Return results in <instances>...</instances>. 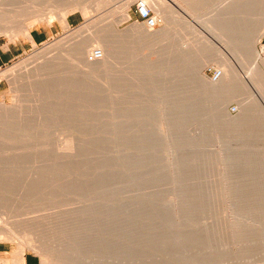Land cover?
<instances>
[{
	"label": "rangeland",
	"instance_id": "374dc122",
	"mask_svg": "<svg viewBox=\"0 0 264 264\" xmlns=\"http://www.w3.org/2000/svg\"><path fill=\"white\" fill-rule=\"evenodd\" d=\"M23 1L16 10L21 18L0 16V45L18 52L0 69V105L6 108L0 115L11 111L0 117V241L34 251L42 264H264V86L252 78L261 68L257 79L264 85V7L249 0L244 10L237 8L238 17L223 16L221 23L213 15L222 0L193 2L201 38L212 41L219 55L186 30L173 29L167 40L140 41L130 25L144 26L136 13L142 0L131 1L127 21V0L102 7L100 0ZM63 6L67 20L81 16L68 30L58 15ZM39 10L42 19L30 34L43 31L47 38L33 43L22 15ZM96 24L114 27L116 59L109 71L87 76L59 47L76 33L99 34ZM159 24L155 31L164 26ZM92 45L86 59L100 49ZM205 54L211 57L205 60ZM223 59L234 65L235 88L243 91L234 88L241 95L234 92L227 102L205 90ZM50 60L57 65L45 72ZM38 66L49 74L29 84L26 77L37 75ZM254 101L252 119L240 127L221 116L237 117ZM189 197L200 209L188 206ZM5 227L34 231L51 256ZM104 234L110 250L96 254ZM200 237L202 245L196 243Z\"/></svg>",
	"mask_w": 264,
	"mask_h": 264
},
{
	"label": "bare ground",
	"instance_id": "6f19581e",
	"mask_svg": "<svg viewBox=\"0 0 264 264\" xmlns=\"http://www.w3.org/2000/svg\"><path fill=\"white\" fill-rule=\"evenodd\" d=\"M26 1H28V0H26ZM84 1V0H83ZM98 1V0H97ZM104 1V0H103ZM103 1H101L100 0V4H99V6L101 5V4H103V5H107L106 3H110L108 0L105 2L104 1V3H102ZM111 1V0H110ZM131 1H133V0H127V1H125V3L123 4V10H124V19H125V21H127L128 19H130L131 18ZM194 1H196V0H142V1H140V2H143L150 10H153L155 13H156V17L153 15V17H154V19L159 23L160 22V24L159 25H161L162 23L164 24V26L162 27V29L160 28V30L158 29V31H155L157 28H151V27H149V26H147L145 23H144V26L146 27H144V26H141V25H139V23H137V21H135V22H133V23H131V25H130V27H131V31L133 32V35L134 36H137V38L140 40V41H144V40H152V41H154V42H156V41H158V40H162V38L164 39L165 38V40H167V38H168V36H169V34H171L172 33V30L174 29V30H186L187 32H192L195 36H196V42L197 41H199V40H201L202 38V36H201V32H199V28H201V17L199 16V17H195V15L191 12V10L193 11V9H195L196 10V8H194L195 7V5L193 6V2ZM198 1V0H197ZM203 0H201V4H203V2H202ZM205 1V0H204ZM213 1V0H212ZM215 1V0H214ZM217 1V0H216ZM252 1H254V0H251V2H250V4L252 3ZM199 2V1H198ZM208 2V1H207ZM222 2H223V5L221 4V6L220 7H218V6H216V8L218 7V9H216V11L217 12H215V14L213 15V19L214 20H217V21H221V19H223V20H225L224 18H223V16H226V15H233L235 18L236 17H238L239 15H238V9L239 8H241V10H244L245 8H242V7H244V6H246L247 7V5H248V3H249V0H225V2L222 0ZM258 5H259V8H260V6L261 7H264V0H256L255 1ZM21 3H24V1L23 0H0V16L1 17H3L2 15H4L5 13H9V12H11V13H14V14H18V12H20L21 13V11L20 10H18V11H16L17 10V8L19 9V8H21ZM221 3V2H220ZM254 3V2H253ZM21 4V5H20ZM29 4V3H28ZM77 4L78 3H76L75 5L77 6ZM84 4V3H83ZM98 4V3H97ZM195 4V3H194ZM198 4V3H197ZM196 4V6H198ZM205 4V3H204ZM212 4V3H211ZM255 4V3H254ZM62 5V4H61ZM103 5H101V7L103 6ZM206 5V4H205ZM9 6L11 7V8H9ZM26 6H29V5H27L26 4ZM69 8L70 7H72L71 5H69L68 6ZM199 7H202V6H199ZM16 8V9H15ZM238 8V9H237ZM249 8V7H248ZM247 8V9H248ZM32 9V8H31ZM61 9V8H60ZM191 9V10H190ZM246 9V10H247ZM27 10V9H26ZM33 10V9H32ZM35 10V9H34ZM58 10V9H57ZM240 10V9H239ZM249 10V9H248ZM36 11H38V10H36ZM41 11H43V10H41ZM40 10H39V12H35V13H30L29 15H24V16H29L28 18H26V17H24L23 15H22V17L23 18H25V19H23V20H25L24 22V24H23V27H22V29H23V31H24V33H25V35L27 36V37H29V38H32V36H31V34H30V30H31V28L37 23V22H39L42 18V14L41 13H44V12H41ZM54 11V10H53ZM59 11V10H58ZM61 12H59L58 13V15H59V17H60V19L64 22V24L66 25V29L68 30V29H70V24L68 23V21H67V16H68V9L66 8V7H64L63 6V8L60 10ZM24 11H22V13H23ZM30 12H34V11H31L30 10ZM57 12V11H56ZM198 12V11H197ZM2 13H4V14H2ZM10 13V14H11ZM19 13V14H20ZM246 13V12H245ZM244 13V14H245ZM2 14V15H1ZM10 14H8V15H10ZM18 14V15H19ZM243 14V13H242ZM8 15H5V16H7L8 17ZM86 15H87V13H86ZM238 15V16H237ZM4 16V17H5ZM44 16V15H43ZM6 17V18H7ZM10 17V16H9ZM9 17L7 18L8 19V21H9ZM14 17H16L15 15H14ZM19 17H20V15H19ZM228 16H226L225 18H227ZM230 17H232V16H230ZM6 18H5V20H6ZM11 20H12V22H13V20L15 21V19H13V17L11 16ZM21 18V17H20ZM41 18V19H40ZM159 18H161V21H160V19ZM33 19H35V20H33ZM127 19V20H126ZM228 19V18H227ZM226 19V20H227ZM231 19H233V18H231ZM230 19V20H231ZM241 19V18H240ZM3 20V18H1V21ZM5 20H4V22H5ZM17 20H19V19H17ZM31 20H33V22H31ZM188 20H190L191 21V23L188 21ZM223 20L221 21V23H223ZM211 21V20H210ZM209 21V23H213V21H211L210 22ZM3 22V23H4ZM7 22V21H6ZM6 22H5V24H6ZM162 22V23H161ZM228 22V21H227ZM233 22H234V20H233ZM231 23L229 26H228V28H229V30H231L232 28V26L234 25V23ZM7 23H9V22H7ZM17 24L19 23V22H16ZM176 23H178L179 25L181 24V26H179V27H175L174 25L176 24ZM192 23H194V24H192ZM219 23V22H218ZM94 24V23H93ZM98 24V23H97ZM95 25L96 27H98V25ZM162 24V25H163ZM214 25V24H213ZM209 26V25H208ZM3 26H1V29H0V34L4 31V27L2 28ZM100 27V26H99ZM98 27V28H99ZM112 25L111 24H109V25H106V26H104V27H100V33L99 34H97V32H95V33H93V35H88V36H82L81 37V33H80V35H79V33H76L77 34V36H75L74 34V37H72V38H69L68 40H65L64 42H63V44L61 45V47H59V48H66L67 50H65L64 51V49H63V51H64V55H65V53H67V55L66 56H64V59H66L67 61H69L75 68H77L78 70H80L84 75H87V76H91V75H96L97 73H99L100 71H109V69L112 67V65L114 64V61H113V59L115 58L114 57V53L112 52V50L114 49H112V40H111V34H110V32H111V30H112ZM160 27V26H159ZM210 27V26H209ZM97 28V30H99ZM114 28V27H113ZM205 28V27H204ZM13 29V28H12ZM93 29H94V27H93ZM93 29H91V30H93ZM96 29V28H95ZM6 30V29H5ZM87 30H88V28H87ZM154 30V31H153ZM173 30V31H174ZM211 30V29H210ZM7 31V30H6ZM15 31V30H14ZM13 31V32H14ZM80 31H81V29H80ZM8 32V31H7ZM225 32H227V31H225ZM4 33V32H3ZM2 33V34H3ZM9 33V32H8ZM236 33V32H235ZM84 34V33H83ZM232 34V33H231ZM7 35V34H6ZM16 35V34H15ZM248 36V35H247ZM246 36V37H247ZM207 38V37H206ZM248 38V37H247ZM247 38H246V40H247ZM211 39V38H210ZM244 39V38H243ZM203 41V45H202V48H204L205 50H210V52H211V50H216V48H215V45H214V43H212V41H210V40H208V39H202ZM249 40V39H248ZM223 41H225V42H229V41H226V40H223ZM136 42V41H135ZM138 42V41H137ZM93 43H96V44H98V46L100 47V50H101V52H102V57L99 59V60H94V61H91V60H89V59H86L87 58V52L89 51V47L90 46H93L92 44ZM244 43V42H243ZM69 45L68 46V48H67V46L66 45ZM227 43H225V45H226ZM231 43H229V45H230ZM246 44H247V42H246ZM248 44H249V42H248ZM66 46V47H65ZM226 46H228V45H226ZM247 47H245V48H248V46L249 45H246ZM256 46V45H255ZM187 48V47H186ZM183 49V48H182ZM185 50V49H184ZM187 50V49H186ZM247 50V49H246ZM217 52V54H219L220 55V51L219 50H216ZM251 50L249 49V52H250ZM244 52V51H243ZM248 52V53H249ZM63 53V52H62ZM187 53V52H186ZM206 53H208V52H206ZM213 53V52H212ZM212 53H210L211 55H212ZM240 53L242 54V52L240 51ZM246 53V52H245ZM244 53V54H245ZM183 54V53H182ZM243 54V55H244ZM251 54V53H250ZM254 54L256 55V60H258L259 59V56H258V53H257V51H256V48L254 47ZM63 55V54H62ZM184 55V54H183ZM203 55V54H202ZM202 55H200L201 56V58H202ZM206 55H209V54H205V60H207V58H206ZM211 55H209L210 57H211ZM252 55V54H251ZM61 56V55H60ZM212 56H216V58L218 57V58H220L218 55H215V52H214V55H212ZM222 56V55H221ZM245 56V55H244ZM247 56H248V54H247ZM246 56V57H247ZM114 57V58H113ZM223 57V56H222ZM52 58V57H51ZM56 58V57H55ZM54 58V59H55ZM181 58H186V57H183V56H181ZM200 58V57H199ZM200 58V59H201ZM217 58V59H218ZM249 58V57H248ZM248 58L247 59H245V60H247L246 61V63L247 62H249L248 61ZM116 59V58H115ZM198 60V62L196 61V67H199V66H201V63H202V60ZM204 60V61H205ZM219 60V59H218ZM222 60V59H221ZM220 60V61H221ZM223 60H226V61H223V62H221V67H222V71H219V75L215 78V82H213V81H211V82H209V83H205V90H206V92L207 93H210V94H213L214 96H218L219 98H220V100H222L223 102H227V101H229V100H231L232 99V97L233 96H235L234 95V92L237 94V92L236 91H234V88L235 87H237L238 86V83H239V79H238V75H237V72L235 71V67H233L234 65H232V63L231 62H229V61H227V59H223ZM256 60L254 61V62H256ZM204 61H203V63H204ZM48 62V64L44 67V68H42V67H40V69H39V66L36 68V72H37V75H31L30 74V76H28V77H26V81H28V83L30 84H32V82H31V79L32 78H38V77H45V76H47L48 74H49V72L48 73H45V72H47L48 70H50V69H53V68H55L56 67V63L55 62H53L52 60H50V61H47ZM61 62H63V61H61ZM58 63V62H57ZM59 64V63H58ZM63 64H64V62H63ZM62 64V65H63ZM250 64V63H249ZM249 64H247V65H249ZM257 64V63H256ZM40 65H42V64H40ZM45 65V64H44ZM264 65V64H263ZM46 67H48L46 70H45V68ZM195 67V66H194ZM258 67H259V65H258ZM257 67V68H258ZM45 71L43 74L41 73V71H42V69ZM260 68V67H259ZM41 70V71H40ZM258 70V69H257ZM260 71H261V68H260ZM260 71H256L255 70V72L252 74L253 76H252V78H253V80L256 82V84H257V86L260 88V89H263V83L262 82H260L257 78H260L259 77V73L261 74V72ZM35 72V73H36ZM51 72V71H50ZM102 73V72H101ZM51 74V73H50ZM37 81V80H36ZM22 82V81H21ZM58 82V81H57ZM22 84V83H21ZM59 84V83H58ZM54 85H55V82H54ZM56 85H57V83H56ZM55 85V87H57ZM60 85V84H59ZM53 86V85H52ZM27 87V86H26ZM19 88V87H18ZM54 88V87H53ZM20 89V88H19ZM55 89H57V88H55ZM238 88H235V90H237ZM50 91H53V90H50ZM238 91L240 92V93H242L241 92V90H239L238 89ZM264 91V90H263ZM44 93V92H43ZM243 94V93H242ZM241 94H237V96H240ZM24 96V95H23ZM43 96V95H42ZM21 97V96H20ZM236 97V96H235ZM234 97V98H235ZM255 102L256 101H254V103H252V105H251V103H250V105L248 104V105H244V106H242V109H241V111L239 112V114H238V116L237 117H230V116H228V114H226L225 112H221L222 113V117L223 118H226L227 117V119L225 120V122L227 123V124H232V125H238L239 127H240V125H241V123H246L248 120H249V118L250 117H253V116H250V115H252L253 113H255V110H253V108H257V106L255 107H252L253 106V104L255 105ZM257 103V102H256ZM256 105H258V104H256ZM219 107V106H218ZM252 107V108H251ZM258 107H260V106H258ZM261 108V110H262V107H260ZM14 109H15V107H14ZM37 109V108H36ZM3 110H6V108H5V106L3 105V104H1L0 105V111H3ZM222 110H224V109H222ZM251 110H253V111H251ZM257 110H259V109H257ZM256 110V111H257ZM15 111V110H14ZM31 111V110H30ZM34 112H36L35 110H33ZM6 112H8V111H6ZM11 112V111H10ZM9 112V114L11 115V113ZM253 112V113H252ZM259 112V111H258ZM5 112H3V114H1L0 115V117L1 116H5L6 114H4ZM18 113V112H17ZM260 113V112H259ZM9 114H7L8 116H9ZM263 114V113H262ZM7 116V117H8ZM12 117V116H11ZM10 117V118H11ZM3 118V117H2ZM6 119V118H5ZM250 119H252V118H250ZM9 120V119H8ZM26 120V119H25ZM24 121V120H23ZM9 122V121H8ZM26 123H28V122H26ZM25 123V126L27 125ZM31 126V125H30ZM21 128V127H20ZM70 146H72L71 144H70ZM69 146V147H70ZM68 147V148H69ZM142 168V167H141ZM141 168H139V169H141ZM245 168H251V169H255V166H253V165H248V166H246ZM142 169H144V167L142 168ZM2 180V179H1ZM2 183V182H1ZM14 184V183H13ZM8 190V192L10 191L9 190V188H7ZM2 190V189H1ZM5 190V189H4ZM5 192V191H4ZM11 192V191H10ZM13 192H15V191H13ZM23 192V191H22ZM18 193H21V192H19L18 191ZM25 193V192H24ZM9 194V193H8ZM6 196V195H5ZM186 200H188V201H192V199L189 197L188 199H186ZM4 201V200H3ZM193 204H194V202L192 201V202H190L189 204H188V206H190V207H192V208H194V209H200L199 208V206H197V208L196 207H194L193 206ZM204 205V204H203ZM201 206V205H200ZM185 210V209H184ZM100 215V214H99ZM106 216L105 215H101L100 216V221L101 222H103V220H104V218H105ZM103 219V220H102ZM173 221H174V223H176V219L174 220L173 219ZM10 223V222H9ZM3 224V223H2ZM13 224V223H12ZM17 224V223H16ZM20 224V223H19ZM24 224V223H23ZM26 224H28V223H26ZM7 225V224H6ZM10 225V224H9ZM9 225H7V226H9ZM14 225V224H13ZM20 225H22V224H20ZM29 225V224H28ZM102 225H103V223H102ZM105 225H107L106 223H105ZM181 226H184V225H187V226H190V228L191 227H193L191 224H188V223H186L184 220H181V224H180ZM23 226V225H22ZM31 227V226H30ZM6 228V227H5ZM11 228V227H10ZM17 228V227H16ZM7 229V228H6ZM26 229V228H25ZM25 229L24 228H22V230H24V231H14V232H12V231H10L9 229H7L9 232H10V234H11V236L12 237H16V238H20V239H22L27 245H31V246H33V247H36V248H38V249H42L43 251L44 250H46V252H44L45 253V255H48V256H51L50 255V250L46 247V246H44L43 244H42V242H46V241H42L41 239H40V235H38V234H35V233H33V232H31V231H25ZM21 230V229H20ZM107 231V230H106ZM7 232V231H6ZM189 235H190V233H186L185 235H184V237H183V239H182V241L184 242V241H186V240H188V238H189ZM17 236H19V237H17ZM208 236V237H207ZM207 236H205L203 239L204 240H208L209 239V235H207ZM7 237V236H6ZM106 237V235L104 234V239L102 238L101 239V244H98L97 246H95V248H94V250H95V253L97 254V253H99V252H105V253H108V251L110 250V246H109V244H108V239H106L105 238ZM47 243H49L48 241H47ZM111 243V242H110ZM196 243L197 244H199V245H202V237H200V238H198V239H196ZM24 245V244H23ZM50 247V246H49ZM109 253H111V252H109ZM53 256V255H52ZM66 264V263H65Z\"/></svg>",
	"mask_w": 264,
	"mask_h": 264
},
{
	"label": "crops",
	"instance_id": "0c3cea01",
	"mask_svg": "<svg viewBox=\"0 0 264 264\" xmlns=\"http://www.w3.org/2000/svg\"><path fill=\"white\" fill-rule=\"evenodd\" d=\"M72 18V19H71ZM67 21L70 25L78 24L81 16L75 15ZM33 43H40L47 35L43 31H38L31 35ZM18 55L13 46L2 47L0 45V69L11 62ZM0 264H42L40 256L32 250L22 251L17 243L0 241Z\"/></svg>",
	"mask_w": 264,
	"mask_h": 264
},
{
	"label": "built area",
	"instance_id": "2783aa9c",
	"mask_svg": "<svg viewBox=\"0 0 264 264\" xmlns=\"http://www.w3.org/2000/svg\"><path fill=\"white\" fill-rule=\"evenodd\" d=\"M136 13L138 18H140L147 26L155 28L158 25V22L154 19L151 10L143 3L138 1L136 4ZM102 57V52L100 49H93L89 55L88 59L91 61L99 60ZM219 75V70L214 72L212 78H216ZM233 111H235L233 109Z\"/></svg>",
	"mask_w": 264,
	"mask_h": 264
}]
</instances>
